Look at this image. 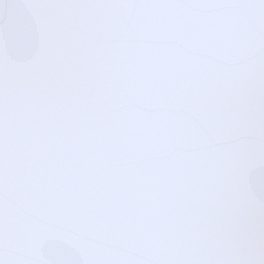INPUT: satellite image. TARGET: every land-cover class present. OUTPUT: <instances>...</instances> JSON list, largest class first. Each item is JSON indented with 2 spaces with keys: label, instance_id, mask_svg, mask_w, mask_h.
Instances as JSON below:
<instances>
[{
  "label": "snow or ice",
  "instance_id": "1",
  "mask_svg": "<svg viewBox=\"0 0 264 264\" xmlns=\"http://www.w3.org/2000/svg\"><path fill=\"white\" fill-rule=\"evenodd\" d=\"M0 264H264V0H0Z\"/></svg>",
  "mask_w": 264,
  "mask_h": 264
}]
</instances>
